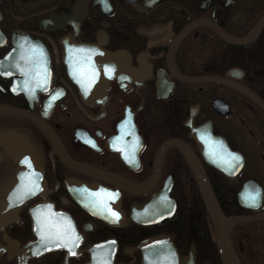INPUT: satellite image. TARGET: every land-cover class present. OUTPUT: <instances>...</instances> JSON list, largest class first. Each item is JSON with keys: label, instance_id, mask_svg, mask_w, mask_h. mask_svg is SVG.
Returning <instances> with one entry per match:
<instances>
[{"label": "flooded vegetation", "instance_id": "1", "mask_svg": "<svg viewBox=\"0 0 264 264\" xmlns=\"http://www.w3.org/2000/svg\"><path fill=\"white\" fill-rule=\"evenodd\" d=\"M263 19L264 0H0V106L49 134L0 116V264H141L138 245L159 235L184 264H213L202 216L178 213L197 185L177 147L158 155L170 141L246 220L229 230L237 263L264 264ZM64 157L130 185L157 177L133 195ZM166 185L173 215L137 223ZM101 189L119 190L109 214Z\"/></svg>", "mask_w": 264, "mask_h": 264}, {"label": "water", "instance_id": "2", "mask_svg": "<svg viewBox=\"0 0 264 264\" xmlns=\"http://www.w3.org/2000/svg\"><path fill=\"white\" fill-rule=\"evenodd\" d=\"M263 22L264 19L261 21V23ZM199 80H204V79H185V81H199ZM208 80H216V79H208ZM216 81H220V80H216ZM231 85L236 90L240 91L242 94L245 95V88L240 87L236 84H231ZM0 116L29 119L33 121L35 124H37L39 128L46 133V135H49L46 129L43 126H41L40 123H38L34 117L29 115V113L25 111L17 110L7 106H0ZM206 136L201 137L202 138L200 142L202 144L201 153L203 159L208 164L211 165L212 164L211 160L213 159V147H212V142L209 139L210 137L209 136L206 137ZM172 146H175L180 150V152L185 157V160L192 172V176L197 185L198 192L200 194V197L203 201V204L209 216L210 225L212 228V238L216 247V253L219 263L238 264L229 246V240H228L229 230L232 225L243 223L246 220L241 217H226L222 213L202 168L200 167L199 163L197 162L191 151L185 145L181 143H177L175 141L166 142L160 147L158 151V155L160 156L164 154V152L169 147ZM13 154H16V152H14ZM216 156L217 158L224 157L221 154L220 149L217 150ZM230 157H232L233 161L236 162V159H234V157H239V155L236 153H232L230 154ZM63 162L70 169L87 174L91 177L97 178L104 182L113 184L114 186L121 188L123 192L133 195H141L143 193H146L149 184L155 181V178L157 177V173L155 172L151 176L149 181H147L146 183L140 185H130V184L122 183L121 181H119V179H117L114 176L102 173L87 166L75 164L66 157H64ZM169 193H170V185H166L164 189L156 192L151 197V199L141 208L133 209L131 211V214L132 216L134 215V218L137 219L138 221L137 223L141 225H149V224L157 223L165 218L171 217L175 212V203L169 197ZM112 196L115 197V195H110V193L107 192L97 193V198L100 200L109 197L112 198ZM94 197H96V195L92 196V198ZM106 202L108 203V201ZM100 207L106 210L107 214L111 213L110 207L108 205L103 204L100 205ZM138 249L141 251V264H184L185 261L187 262L189 259L188 257L184 259H180L175 247L172 244L170 237H168L167 235H160L147 239L138 245ZM192 260L193 259L191 258L190 261ZM206 264H208V262H206Z\"/></svg>", "mask_w": 264, "mask_h": 264}, {"label": "trees", "instance_id": "3", "mask_svg": "<svg viewBox=\"0 0 264 264\" xmlns=\"http://www.w3.org/2000/svg\"><path fill=\"white\" fill-rule=\"evenodd\" d=\"M190 193H191V199H192V202H193V206H191L189 208L188 205L183 202V203L180 204L181 209L179 210L178 213L182 214V215L200 214L202 216V220L201 221H202L203 233H204V235L207 238L208 245L210 246V248H209L210 251L207 254V258L213 264H220L219 260H218V257H217V254H216V251H215L214 244L211 245L209 243V232H210V236H211L210 239L212 240V242H213V238H212V232H211V228H210V224H209L207 210H206V208H205V206L203 204L202 199L200 198V196L198 194L197 189L196 188H193V190L191 189Z\"/></svg>", "mask_w": 264, "mask_h": 264}, {"label": "snow or ice", "instance_id": "4", "mask_svg": "<svg viewBox=\"0 0 264 264\" xmlns=\"http://www.w3.org/2000/svg\"><path fill=\"white\" fill-rule=\"evenodd\" d=\"M234 159H237V160H238V159H239V157H234ZM114 215H115V214H114Z\"/></svg>", "mask_w": 264, "mask_h": 264}]
</instances>
